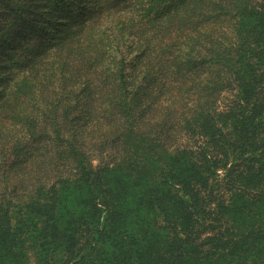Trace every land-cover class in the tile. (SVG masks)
I'll list each match as a JSON object with an SVG mask.
<instances>
[{"label": "trees", "instance_id": "1", "mask_svg": "<svg viewBox=\"0 0 264 264\" xmlns=\"http://www.w3.org/2000/svg\"><path fill=\"white\" fill-rule=\"evenodd\" d=\"M0 264H264V0H0Z\"/></svg>", "mask_w": 264, "mask_h": 264}]
</instances>
